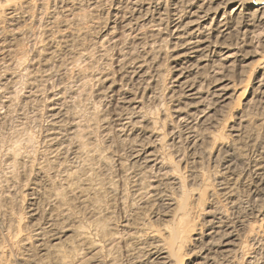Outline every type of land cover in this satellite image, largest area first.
<instances>
[{"label": "rangeland", "instance_id": "1", "mask_svg": "<svg viewBox=\"0 0 264 264\" xmlns=\"http://www.w3.org/2000/svg\"><path fill=\"white\" fill-rule=\"evenodd\" d=\"M103 1L95 6L92 0H80L78 7L65 12L60 8L63 0H0V264H56L53 254L43 255L33 245L31 233L35 226L49 216L65 228L87 229L94 220L91 204L63 188L62 177L77 166L70 146L64 145L57 157L48 153L47 135L52 125L49 110L54 103L64 105L70 118L79 122L78 135L85 144H91L110 162V169L101 174L102 192L96 196V206L102 212L104 233L115 236L112 242L97 238L102 249L101 264H133L127 254V240L118 237L129 238L128 234L149 227L162 228L166 202L156 201L151 209L134 203L132 190L141 180L132 182V170L122 169L131 162L119 151L113 132L103 134L100 110H104V103L96 96L103 86L100 80L107 75L116 83L124 82L127 75L119 72L116 58L124 56L131 62L140 52L128 42L116 50L104 47L103 54L98 52V29L112 20L117 6L113 0ZM11 7L16 9L15 16L10 15ZM49 21L53 27L52 35L47 37ZM65 34L71 39L70 51L42 62L47 58L49 42L57 44ZM169 44H163L158 69H149L162 107L144 105L153 108L152 116L159 122L170 106L163 96L170 75ZM254 62L250 59L245 64L250 67ZM256 111L250 110V122L237 138L228 135L231 113L225 116L218 112L220 127H216L215 143L204 140L202 146L193 149L184 139L178 140L177 146L168 141L171 136H166L167 125L159 123L164 143L170 142L165 150L177 165L188 193L190 225L203 232L212 218H218L223 228L236 233L245 244L243 251L225 260V264H247L252 256L264 264V172L261 175L257 171L260 164L264 171V123L258 121L263 112ZM58 129L62 135L66 130ZM180 192L168 188L163 194L177 199ZM25 238L28 241L21 242Z\"/></svg>", "mask_w": 264, "mask_h": 264}, {"label": "bare ground", "instance_id": "2", "mask_svg": "<svg viewBox=\"0 0 264 264\" xmlns=\"http://www.w3.org/2000/svg\"><path fill=\"white\" fill-rule=\"evenodd\" d=\"M92 1L97 6L103 0ZM79 2L66 0L60 8L69 12L78 7ZM113 2L117 5L116 13L109 23L99 27L96 49L99 53L104 47L116 50L123 42H128L140 52L131 62L124 56L116 58L119 72L127 75L124 82L116 83L107 75L100 80L103 86L96 96L104 103V110H100L102 131L105 136L113 132L119 151L131 162L127 164L129 167L123 165L126 169L119 163L120 168L132 170V182L141 180L136 188L133 186L134 203L151 209L154 202L163 200L161 202L168 206L162 228L149 227L128 234L129 238H118L127 240V254L134 260L133 264H225V260L242 252L245 244L236 233L223 228L218 218H212L210 227L203 232L190 225L188 193L182 186L177 165L170 160L165 148L170 142L176 145L180 139H184L190 149L202 146L204 140L215 143L218 112L225 116L231 113L228 135L236 138L249 124L250 110L262 111L258 121L264 123V0ZM9 10L10 15L15 16V7ZM52 23L46 25L47 37L52 35ZM59 24L67 27L64 22ZM59 39L57 44L47 41V58L41 59L42 62L70 51L69 36L65 34ZM165 42L170 43V75L163 96L170 106L163 111V120L159 122L152 116L153 108L144 105L151 104L154 109L162 107L156 81L149 69H158ZM250 59L255 62L249 67L245 61ZM232 103L235 105L231 106ZM63 106L54 103L49 110L52 125L47 135L48 153L57 157L64 145L70 146L77 166L62 177L63 188L91 204L90 210L95 217L84 229L81 226L61 227L49 216L43 224L35 226L31 239L43 255L53 254L56 264H101L102 249L97 238L112 242L115 236L104 233L102 212L96 206V196L102 192L101 174L110 169V162L91 144H85L78 135L79 122L70 118L72 116ZM164 122L168 128L166 136H171L167 145L164 135L160 134L159 123ZM58 127L66 128L63 135L59 134L61 131L57 133ZM93 160L96 165H92ZM260 166L257 171L263 175ZM168 188L181 190L180 196L174 199L164 195ZM191 245L193 249L186 251ZM247 260V264L261 263L256 256Z\"/></svg>", "mask_w": 264, "mask_h": 264}]
</instances>
